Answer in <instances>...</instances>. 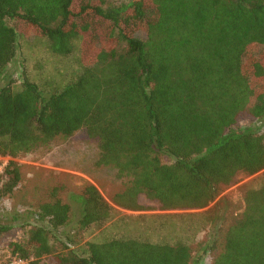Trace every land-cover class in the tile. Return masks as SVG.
Segmentation results:
<instances>
[{
    "label": "trees",
    "instance_id": "16d2710c",
    "mask_svg": "<svg viewBox=\"0 0 264 264\" xmlns=\"http://www.w3.org/2000/svg\"><path fill=\"white\" fill-rule=\"evenodd\" d=\"M138 29L145 37L133 34ZM20 38L44 41L57 58L75 53L76 68L46 91L20 62L0 87V156L9 158L0 199L19 185L15 158L78 131L96 143L94 164L116 171L122 188L112 202L128 210L144 208L140 195L161 210L204 208L239 174L263 173L258 185L243 187L228 223L219 225L216 201L186 230L167 227L163 215L147 216L149 224L114 219V207L86 184L75 196L76 229L133 221L134 231L72 246L71 237L55 236L71 206L53 197L33 212L25 238L8 243L7 260L51 254L58 264H203L212 253L211 264H264V128L238 124L264 121V0H0V77ZM207 224L216 227L192 246ZM10 225L0 224V233Z\"/></svg>",
    "mask_w": 264,
    "mask_h": 264
},
{
    "label": "rangeland",
    "instance_id": "374dc122",
    "mask_svg": "<svg viewBox=\"0 0 264 264\" xmlns=\"http://www.w3.org/2000/svg\"><path fill=\"white\" fill-rule=\"evenodd\" d=\"M104 1L124 3L130 0ZM133 34L140 38L146 35L143 29H138ZM74 55L75 53L65 59L57 58L48 51L44 41L20 38L18 55L14 59L15 62L11 63L0 77V87L4 86L10 77H16L21 66L20 62H23L28 68L29 78L40 84H47L45 90L50 91L54 87L62 85L71 76V71L76 68L73 62ZM263 122V119L246 117L241 118L238 124L256 128L260 126L262 129L264 128ZM97 153L95 141L88 138L83 131H78L68 138H55L48 148L41 147L14 159L19 164L20 182L10 197L0 199V224H11L9 230L0 233V264H9L13 259L7 260L8 243L12 240L25 238L28 229L33 224V212L38 209L40 204L53 197H58L71 206L69 223L55 236L59 238L71 237L74 242L72 246H79L95 236L103 238L113 231L133 232L135 229L133 221L124 223L122 221L121 225H112L111 227L106 223L102 226L93 225L86 230L76 229L77 221L81 216V207L75 196L81 193L86 184H93L104 199L114 207V219L121 215L137 216L144 223L147 216L163 215L165 217L159 220L164 221L167 227L173 230H178L181 227L184 230L189 225L196 224L200 219H203L204 216L198 214L209 210L216 201H219L222 209L219 225L223 221L228 223L241 208L240 193L243 187L246 184L258 185L263 173L261 170L252 175L239 174L234 184L226 187L214 202L204 208L161 210L157 204L140 195L139 202L144 205V208L128 210L112 202V196L122 188V181L116 176V171L112 167L94 164ZM8 161V157L0 156V172ZM150 222L151 220H147L145 223L149 224ZM215 227L216 225L210 227V224H207L204 230H195L191 245L204 242L209 234L208 231L214 230ZM159 237L157 234L152 236L153 239ZM61 240L64 241V239ZM50 241L56 243L52 237ZM56 244L61 248L59 242ZM211 259L212 253L205 254L203 264H211ZM22 264H58V262L50 254L36 260L34 258L24 260Z\"/></svg>",
    "mask_w": 264,
    "mask_h": 264
},
{
    "label": "built area",
    "instance_id": "2783aa9c",
    "mask_svg": "<svg viewBox=\"0 0 264 264\" xmlns=\"http://www.w3.org/2000/svg\"><path fill=\"white\" fill-rule=\"evenodd\" d=\"M23 261H24V260H22V259H16V258H14V259H12V260L9 262V264H22Z\"/></svg>",
    "mask_w": 264,
    "mask_h": 264
}]
</instances>
